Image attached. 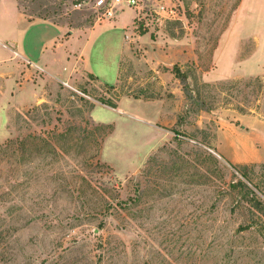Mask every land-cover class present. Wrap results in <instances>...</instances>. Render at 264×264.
Returning <instances> with one entry per match:
<instances>
[{
	"label": "rangeland",
	"instance_id": "rangeland-1",
	"mask_svg": "<svg viewBox=\"0 0 264 264\" xmlns=\"http://www.w3.org/2000/svg\"><path fill=\"white\" fill-rule=\"evenodd\" d=\"M93 1L18 0L31 18L91 22ZM163 2L174 17L153 0L121 10L136 38L114 85L48 80L0 117V264H264V161L232 162L218 135L264 119V0ZM118 33L92 48L109 83Z\"/></svg>",
	"mask_w": 264,
	"mask_h": 264
},
{
	"label": "crops",
	"instance_id": "crops-1",
	"mask_svg": "<svg viewBox=\"0 0 264 264\" xmlns=\"http://www.w3.org/2000/svg\"><path fill=\"white\" fill-rule=\"evenodd\" d=\"M133 18L134 14L128 16L125 10L112 19L98 18L93 22L86 18L66 21L31 18L20 7L18 0H0V117H5V128L12 111L28 108L45 99L48 80L71 82L88 76L103 85H114L118 81L122 58L136 38L132 28ZM112 30H118L120 45L116 47L118 72L113 82L109 83L102 63L92 62L91 57L98 38ZM75 33L78 35L76 39H82L77 47L73 41ZM106 56L102 53L100 58L103 64L108 65ZM61 59L65 65L59 69L55 63ZM166 74L172 75L170 70ZM140 101L143 103L141 111L147 115L149 113L144 105L150 104L152 108L147 123H165L168 114L165 116L160 101ZM155 107L157 110L154 111ZM218 135L223 139L221 151L228 150L232 162L264 161L263 118L251 119L247 125L232 124Z\"/></svg>",
	"mask_w": 264,
	"mask_h": 264
},
{
	"label": "built area",
	"instance_id": "built-area-1",
	"mask_svg": "<svg viewBox=\"0 0 264 264\" xmlns=\"http://www.w3.org/2000/svg\"><path fill=\"white\" fill-rule=\"evenodd\" d=\"M157 1L154 4L155 8L154 12L159 15L158 20H161L160 15L162 17V13L166 12L167 17H174L176 14V6H172L169 8L163 0H153ZM140 0H94L91 2L92 8L97 13L99 19L103 18H113L120 12L125 6L132 7L137 6ZM79 5H82L81 3ZM67 84V82H65Z\"/></svg>",
	"mask_w": 264,
	"mask_h": 264
},
{
	"label": "trees",
	"instance_id": "trees-1",
	"mask_svg": "<svg viewBox=\"0 0 264 264\" xmlns=\"http://www.w3.org/2000/svg\"><path fill=\"white\" fill-rule=\"evenodd\" d=\"M109 86H112V85H109ZM106 103L109 104V106L111 107H116V105L112 102H106ZM238 185H244V183L240 181L237 184H233L232 186L237 187ZM253 205L258 210L259 214L264 217V202L256 198L254 199Z\"/></svg>",
	"mask_w": 264,
	"mask_h": 264
}]
</instances>
